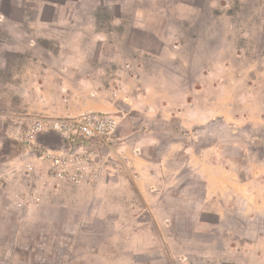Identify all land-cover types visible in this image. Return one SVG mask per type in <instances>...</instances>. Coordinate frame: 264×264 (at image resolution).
<instances>
[{
  "label": "rangeland",
  "instance_id": "obj_1",
  "mask_svg": "<svg viewBox=\"0 0 264 264\" xmlns=\"http://www.w3.org/2000/svg\"><path fill=\"white\" fill-rule=\"evenodd\" d=\"M0 264H264V0H0Z\"/></svg>",
  "mask_w": 264,
  "mask_h": 264
},
{
  "label": "built area",
  "instance_id": "obj_2",
  "mask_svg": "<svg viewBox=\"0 0 264 264\" xmlns=\"http://www.w3.org/2000/svg\"><path fill=\"white\" fill-rule=\"evenodd\" d=\"M26 134L55 133L71 140L99 138L113 140L119 127V116L104 112H89L78 116L58 118L52 116H29Z\"/></svg>",
  "mask_w": 264,
  "mask_h": 264
},
{
  "label": "crops",
  "instance_id": "obj_3",
  "mask_svg": "<svg viewBox=\"0 0 264 264\" xmlns=\"http://www.w3.org/2000/svg\"><path fill=\"white\" fill-rule=\"evenodd\" d=\"M166 11L169 13H172L173 9H171V8L167 9L166 8ZM141 28H143V27L138 26V25L134 26L133 29H135V30H133V32H131V37H129V40H128V42L131 43L132 46L136 49H140V46L142 44H145V42L147 40L146 36H143V32H141ZM45 111L49 112V114L56 113V110H54L53 108H50V109L46 108ZM49 114H48V116H49Z\"/></svg>",
  "mask_w": 264,
  "mask_h": 264
}]
</instances>
